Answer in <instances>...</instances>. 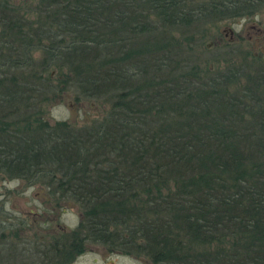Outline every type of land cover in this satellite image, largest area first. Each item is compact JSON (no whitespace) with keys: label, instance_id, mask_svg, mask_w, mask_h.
<instances>
[{"label":"trees","instance_id":"obj_1","mask_svg":"<svg viewBox=\"0 0 264 264\" xmlns=\"http://www.w3.org/2000/svg\"><path fill=\"white\" fill-rule=\"evenodd\" d=\"M34 1L0 0V180L75 203L82 240L150 264H264V65L179 64L142 21H221L264 0L212 1L197 19L188 0ZM68 89L106 113L49 123L43 108ZM61 233L31 258L6 241L0 264H69Z\"/></svg>","mask_w":264,"mask_h":264},{"label":"rangeland","instance_id":"obj_2","mask_svg":"<svg viewBox=\"0 0 264 264\" xmlns=\"http://www.w3.org/2000/svg\"><path fill=\"white\" fill-rule=\"evenodd\" d=\"M212 1L220 6L221 2L227 0H188L186 9L188 13H193L186 17L199 18V9L209 7L208 4ZM9 2L23 11H32L37 6V1L34 0ZM252 10L254 11L251 14L243 17L221 21L205 19L203 22L195 21L187 25H171L165 22L166 26H163L155 18L156 22L151 18L142 21L146 25H153L151 33L161 37L162 44L165 42L169 47L180 51L174 57L179 64L196 67L204 73L217 74L229 70L247 73L256 65H264V7L255 4V9ZM227 28L237 33L238 41L230 40L232 36L225 32ZM160 33L163 35H159ZM249 62L255 66L249 65ZM107 109L108 106L102 105V102L78 97L77 91L68 89L45 105L42 117L49 123L66 122L79 127L93 120H100ZM58 204L50 199L43 187H29L21 180H0V222L4 223L3 228H0V242L4 244L0 247V253L6 257V241L10 247L19 242L21 244L18 250L24 249L27 252L26 257L31 258L36 251L46 248V244L52 242L53 238H58L61 232L66 234L65 232L74 230L82 215L80 208L67 201H58ZM90 248L97 252H106L102 247ZM88 251L73 264H110L109 261L111 264H150L143 256L124 253L110 256L105 263L99 254ZM22 260L25 263V258ZM26 262L29 264L31 260ZM40 264L45 262L41 261Z\"/></svg>","mask_w":264,"mask_h":264},{"label":"flooded vegetation","instance_id":"obj_3","mask_svg":"<svg viewBox=\"0 0 264 264\" xmlns=\"http://www.w3.org/2000/svg\"><path fill=\"white\" fill-rule=\"evenodd\" d=\"M248 1L250 0H227V1H224V2H221L220 3V6H222V8H229V7H235L237 10H243L242 8L245 7V5L248 4ZM229 13V12H228ZM239 13H241L242 17L243 16H247V15H243V13L241 11H239ZM225 32H228L229 35H231V41L235 40V41H238L239 38L237 37V33L234 32L231 28H227L225 30ZM80 229H88V227H80L79 225H77L74 230H71L69 231L71 233V237H70V251H71V254H72V262L71 264H73L77 259L83 257L84 255H86V251L89 250L88 252L89 253H92V252H95L97 254H99L101 256V258L103 259V261L105 263L108 262V259L110 256H115V255H122V253L120 251H117V250H113V249H109L99 243H96V242H91V241H84L82 240L83 238L87 237L88 235L86 234H82V235H79L80 233ZM80 242L81 245L79 246L81 248V251L80 248L78 249V246H76V244ZM94 246H97V247H102L106 250V252H100L97 250H94L90 247H93ZM109 263L111 264V262L109 261Z\"/></svg>","mask_w":264,"mask_h":264}]
</instances>
